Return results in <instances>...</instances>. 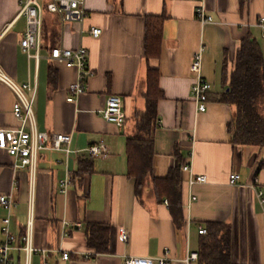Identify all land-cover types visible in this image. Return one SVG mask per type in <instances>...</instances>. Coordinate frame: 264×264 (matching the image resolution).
Returning <instances> with one entry per match:
<instances>
[{
	"label": "crops",
	"instance_id": "crops-1",
	"mask_svg": "<svg viewBox=\"0 0 264 264\" xmlns=\"http://www.w3.org/2000/svg\"><path fill=\"white\" fill-rule=\"evenodd\" d=\"M44 6L40 58L29 57L20 41L27 18L19 15L21 0H0V65L18 83L37 86L34 112L37 128L50 135L72 134L69 157L63 151L44 150L37 174L16 169L15 159L0 149V195H12L16 206L10 214V231L16 236L10 251L11 264H26L20 237L30 220L33 244L47 249L35 253L30 264H125L130 256L156 257L169 248L170 264H187L190 251H199V233L207 222H226L233 228V257L243 264H264V148L233 141L237 105L216 98L225 84L243 39L254 38L264 58V0H249L241 11L240 0H206L213 21L196 17L195 0H85L82 23L63 22ZM162 20V40L157 57L148 58L145 43L148 23ZM102 29L99 37L87 30ZM85 30V32H82ZM80 45L89 50L94 74L77 102L67 101L76 69L53 63L51 49ZM203 48L202 75L212 85L207 110L199 112L191 96L196 73L194 53ZM34 52V51H33ZM150 68L159 70L164 98L158 103L154 132L153 176L165 177L171 169L187 163L207 182L192 190L189 173L182 171L180 196L184 221L178 225L167 200H159L149 177L140 195L136 180L128 175L127 138L136 132L137 111H145ZM55 81H50V70ZM123 99L124 127L102 116L106 99ZM16 95L0 81V127H18L13 108ZM105 141L111 154L105 159L89 156L88 145ZM84 168L88 170L82 171ZM81 170V171H80ZM241 174L240 186L230 184V175ZM69 177L66 194L60 180ZM33 202V205H32ZM7 210L0 203V244L5 240L2 220ZM65 222L71 223L70 226ZM111 226L110 250L98 253L88 246L87 223ZM125 229L127 242L119 235ZM59 251L70 252V259ZM87 253L92 254L86 258ZM0 264L1 254H0Z\"/></svg>",
	"mask_w": 264,
	"mask_h": 264
},
{
	"label": "built area",
	"instance_id": "built-area-1",
	"mask_svg": "<svg viewBox=\"0 0 264 264\" xmlns=\"http://www.w3.org/2000/svg\"><path fill=\"white\" fill-rule=\"evenodd\" d=\"M196 17L202 22H211L213 17L208 14L206 0H195ZM46 9L49 12L60 15L62 21L82 23L86 17L85 0H48ZM44 6L40 0H21V9L19 15H25L27 18V30L21 38L20 45L29 57L40 58L42 48V28H43ZM259 25L264 33V18L259 20ZM85 32V30H82ZM94 37L102 34V29L92 27L87 30ZM34 51V52H33ZM202 52L203 48L194 53L191 69L196 73V80L191 87V96L196 103L198 111L207 110L209 102V93L212 85L202 75ZM50 59L53 63H62L66 67L76 69V77L69 85L67 101L77 102L82 94L86 92L88 78L94 72L89 64V50L80 45L75 49L64 46H55L51 49ZM0 81L9 86L16 95L13 112L20 121L18 127H0V149L6 150L15 159L14 167L16 169H28L34 180L38 170L39 155L44 150L63 151L67 157L71 154L72 134L54 133L49 134L46 131H40L37 128L34 104L36 99L37 86L30 83L20 84L14 80L0 65ZM102 116L108 122L115 123L120 129L124 127L126 114L123 110V99L117 94H110L101 111ZM89 156L92 158L105 159L110 156L111 150L108 144L101 140L94 142L87 147ZM181 170L189 173L188 185L190 190L198 183L207 182L206 175H196L193 172L190 163L181 166ZM241 174L234 172L230 175V184L240 186ZM70 178L66 177L60 180L61 192L66 194L70 184ZM261 202H264L262 191L259 192ZM197 199L192 193L190 202ZM169 204L168 200H165ZM0 203L7 210V216L2 220L5 240L0 244V254L2 264H11L10 251L16 240V236L10 231V214L16 206V201L12 195H0ZM33 205V202H32ZM70 226L71 223L65 222ZM33 222L30 220L26 226L25 233L20 237L23 249L26 253V264H30V258L35 253L48 252L47 249L37 248L33 244ZM200 234H207V229L203 226L199 229ZM129 233L123 229L119 238L123 242L129 240ZM61 252V251H59ZM62 258L70 259V252L62 251ZM94 253H87L86 258H91ZM199 251H190L185 259L187 264H193L198 261ZM172 262L169 248L164 249L163 253L156 257H138L130 256L126 258L125 264H170ZM43 264H49L44 259Z\"/></svg>",
	"mask_w": 264,
	"mask_h": 264
},
{
	"label": "trees",
	"instance_id": "trees-1",
	"mask_svg": "<svg viewBox=\"0 0 264 264\" xmlns=\"http://www.w3.org/2000/svg\"><path fill=\"white\" fill-rule=\"evenodd\" d=\"M249 0H240L241 11ZM162 40V20L148 23L145 53L148 58L157 57ZM55 71L50 70V81H55ZM159 70L150 68L145 93L146 109L137 111L136 132L127 138L128 175L136 180V193L140 195L146 181L152 177L159 200L171 201L175 222L184 221L180 187L183 182L181 164L170 170L165 177L153 176L154 132L158 121V103L164 98L159 87ZM224 90L216 98L220 102L236 104L233 141L236 144L264 148V58L258 42L246 37L237 52L232 71L225 68ZM210 98V93H209ZM89 169V168H88ZM87 168L82 171L88 170ZM81 171V170H80ZM207 234H201L199 258L193 264H243L233 257V228L226 222L205 223ZM88 246L98 253L110 250L111 226L106 223H87Z\"/></svg>",
	"mask_w": 264,
	"mask_h": 264
}]
</instances>
